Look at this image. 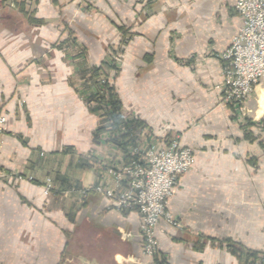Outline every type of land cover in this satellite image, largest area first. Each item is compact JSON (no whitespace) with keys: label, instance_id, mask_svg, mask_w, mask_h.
I'll return each mask as SVG.
<instances>
[{"label":"crops","instance_id":"0c3cea01","mask_svg":"<svg viewBox=\"0 0 264 264\" xmlns=\"http://www.w3.org/2000/svg\"><path fill=\"white\" fill-rule=\"evenodd\" d=\"M17 1L0 0V264H161L143 254L137 212L82 195L111 185L119 155L94 142L80 78L117 47L125 109L150 140L178 138L195 154L168 204L180 226L156 228L165 264L264 257V79L245 118L223 101L221 55L243 23L235 1L36 0L37 23ZM68 29L81 50L59 47Z\"/></svg>","mask_w":264,"mask_h":264},{"label":"built area","instance_id":"2783aa9c","mask_svg":"<svg viewBox=\"0 0 264 264\" xmlns=\"http://www.w3.org/2000/svg\"><path fill=\"white\" fill-rule=\"evenodd\" d=\"M242 26L230 46L222 53L226 62L223 70V101L230 105L240 119L245 118V104L256 85L264 79V0H234ZM8 119L0 114V155L2 135L7 131ZM106 137H108L106 135ZM138 159L126 160L119 154L115 164L107 168L111 185L99 182L82 195L94 190L113 201V208L121 212H137L140 216V234L143 254L161 264L165 259L160 252L156 228L164 219L180 226L168 209L174 187L179 178L195 164L194 150L183 146L178 138L151 140L145 146L132 149ZM17 179H23L17 175ZM29 180H34L31 176ZM44 190H54L52 178H46ZM243 264H264V257L248 259Z\"/></svg>","mask_w":264,"mask_h":264},{"label":"trees","instance_id":"16d2710c","mask_svg":"<svg viewBox=\"0 0 264 264\" xmlns=\"http://www.w3.org/2000/svg\"><path fill=\"white\" fill-rule=\"evenodd\" d=\"M24 12L29 21L33 23L38 22L34 14H28L25 10ZM71 41H76V38L74 36L67 38L60 43L59 47L66 49L69 46L66 42L70 43ZM104 66L107 67L109 73L114 72L115 77L119 73V68L111 64H101L93 68L90 73L92 80L98 84L96 93L90 94V98L89 96L84 97L89 106V110L92 113H97L99 117L98 126L93 133V140L96 144L103 141L112 144L126 160L131 158L138 159V154H133L132 149L139 145L140 136L142 134L149 133L148 127L139 117L130 116L124 111L123 102L111 80L107 79L104 84L100 83L99 76ZM82 86L81 93L86 89L85 83ZM93 100L98 103L96 108L90 107ZM101 110H103V112ZM105 134L108 136V139H104ZM248 259L249 256L245 257L243 261L245 262ZM156 262H158L157 259Z\"/></svg>","mask_w":264,"mask_h":264},{"label":"rangeland","instance_id":"374dc122","mask_svg":"<svg viewBox=\"0 0 264 264\" xmlns=\"http://www.w3.org/2000/svg\"><path fill=\"white\" fill-rule=\"evenodd\" d=\"M18 1L17 0H6V4L8 5V6H11L12 4H13V6H15V7H17L18 6V3H17ZM26 2V9H27V13L28 14H34L33 13V11H34V9L36 8V0H24V3ZM26 16V15H25ZM27 18V17H26ZM28 19V18H27ZM68 31V38L70 37H73L74 36V34H73V32H72V30L71 29H68L67 30ZM66 44H69V46L66 48V49H64V50H71V51H74V50H81V46H80V44H79V42L77 41V39H76V41H71L70 43H68V42H66ZM66 46V45H65ZM112 53H111V55H114V57H112V58H105L102 62H101V64L102 65H104V64H107V65H109V64H111V65H113V66H115V67H117V68H119V70H120V63H121V52H122V47H117V48H114V49H112V51H111ZM100 64V65H101ZM99 65V66H100ZM109 70L107 69V67L106 66H104L103 67V69L101 70V75L99 76V79H100V83L101 84H104V82H106V80L108 79V80H111V82L114 84V86H115V88H116V90H117V87H116V85H115V80H116V78H117V76H118V74H117V76L115 77V73L114 72H112V73H109L108 72ZM92 76L91 75H86V76H84L83 77V75L81 76V83L79 84L80 85V87H81V89H82V85L85 83V85H86V89L85 90H87V91H85L84 90V92L83 93H81V95H82V97L84 98L85 96H89V98H90V94L92 95V93H96V91L98 90V84L97 83H95L93 80H92V78H91ZM98 79V80H99ZM118 92V91H117ZM88 98V99H89ZM85 103L87 104V102L85 101ZM98 106V103H96V101L95 100H93L92 101V103H91V105H90V107H97ZM87 107L89 108V106H88V104H87ZM102 112H103V110H101ZM124 111L128 114V115H132V114H129L128 113V111L125 109V107H124ZM100 112V111H99ZM96 116H97V118H99L98 117V114L97 113H94ZM97 126H98V124H97ZM97 128V127H96ZM148 134L149 133H147V134H142L141 136H140V140H139V144H142L143 146H145L148 142H150L151 140V138H150V136H148ZM104 139H108L107 137H106V134H105V136H104ZM170 139H173V138H170ZM170 139H167V140H170ZM108 143V142H107ZM115 147V146H114ZM115 150L117 151V153H118V155H119V152H118V150H117V148H115ZM91 188V187H90ZM89 188V189H90ZM84 190V189H83Z\"/></svg>","mask_w":264,"mask_h":264}]
</instances>
